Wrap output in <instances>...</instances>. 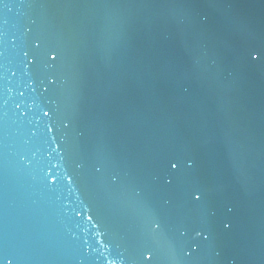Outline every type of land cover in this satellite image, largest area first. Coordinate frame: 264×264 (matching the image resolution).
<instances>
[{"label":"water","instance_id":"1","mask_svg":"<svg viewBox=\"0 0 264 264\" xmlns=\"http://www.w3.org/2000/svg\"><path fill=\"white\" fill-rule=\"evenodd\" d=\"M8 261L264 264V0H0Z\"/></svg>","mask_w":264,"mask_h":264},{"label":"snow or ice","instance_id":"2","mask_svg":"<svg viewBox=\"0 0 264 264\" xmlns=\"http://www.w3.org/2000/svg\"><path fill=\"white\" fill-rule=\"evenodd\" d=\"M35 47L39 48L40 44L36 43ZM25 55H27V53ZM45 55L47 57V63H48L49 67H55L56 64L58 63V61H60V59H61V53L55 47L49 48V50L45 53ZM259 58L260 57L258 54H251V59L258 60ZM34 62H35L34 59L32 61H30V63H34ZM49 79H50V83H52V84H54L56 82L54 77H50ZM45 91H48V89L46 88ZM44 116H46V117L49 116V111H45ZM65 127H68V125L66 124ZM48 131L51 132L52 128L49 127ZM170 168L172 170H176L179 168V164L175 161L170 162ZM99 170L100 169H97V171H99ZM48 179H49V182H51V183L55 182V180L52 177L51 172L48 175ZM67 180H68V185L71 186L73 184L72 178L68 177ZM168 182L171 183V180H169ZM192 198H193V200L198 201L201 199V196L199 193H193ZM205 239H206V237H205ZM3 259L8 260L7 257H4ZM149 259H151V257H149ZM8 264H11V261H8ZM110 264H111V262H110Z\"/></svg>","mask_w":264,"mask_h":264}]
</instances>
